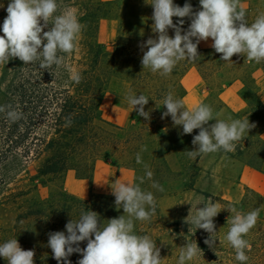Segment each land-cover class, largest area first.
<instances>
[{
    "label": "trees",
    "instance_id": "trees-1",
    "mask_svg": "<svg viewBox=\"0 0 264 264\" xmlns=\"http://www.w3.org/2000/svg\"><path fill=\"white\" fill-rule=\"evenodd\" d=\"M88 1L87 12L79 18V22L86 25L89 31L88 40L84 43L86 58L77 70L81 80L75 83L71 77L66 78L61 85L60 96L39 97L41 89H33V118L39 115L40 118L45 117L48 121L44 124L45 130H41L44 133L42 139L33 143V148L29 146L22 148L24 150L21 154L27 156L28 153L33 152V160H39L36 168L37 177L62 176L65 172L72 171L75 178L90 179L95 161L101 160L112 166L115 164L117 167L132 170L133 184H140L139 178L145 176L144 164H147L153 172V177L151 180L145 177L140 187L143 191H151L157 199L160 196L159 189L153 188L152 184L155 182L161 186L166 181L176 179L167 164V157L171 152L179 151L182 155L192 150V139L199 132V129H195L192 134H184L182 126L174 125L171 116L161 118L166 111L163 100L168 92L171 91L174 98L184 100L185 90L180 82L184 71L193 66L203 81L214 74H219L218 76L222 78L217 86L214 104L212 106L210 104L214 115L221 109H227L219 94L233 84L238 85L237 94L247 107L254 111L256 108L264 107L253 90L252 70L259 68L264 75V61L260 63L249 61L246 55L240 54L234 55L231 58L232 62L222 61L220 59L222 54L216 53L211 45L207 49H202L198 45L199 56L195 61H180L171 74L161 76L159 72L153 73L150 69H143L141 64L143 52L147 49L142 50L140 45L149 38L158 37V34L152 31L154 24L151 18L152 0L122 3L120 0ZM241 4L246 10V20L249 25L264 12V0H241ZM113 5L116 7L114 10ZM196 5L195 7L192 4L193 10H200L199 2ZM105 18L117 21L120 26L129 25L133 28L131 36L117 33L110 52H104L102 45L96 40L98 23ZM178 19L180 18L173 17L174 24ZM183 19L185 23L181 27L186 31L191 21L188 17ZM168 34L174 37V29L170 28ZM40 69L42 68L39 66L36 68L37 74L34 77L39 82L35 81V83H40L45 74L43 71H48L43 69L41 72ZM50 71L53 75L50 72L47 82L56 83L58 69L53 66ZM110 76L128 82L127 97L143 94L149 98L144 110L150 113V119L146 120L139 116L135 109L127 127L112 124L101 117V99L107 78ZM202 103L205 101L203 100ZM38 108L40 114L35 112ZM21 114V119L12 120L10 125L5 127L0 113V163L9 155L16 154L15 149L18 148L17 142H19L17 139L23 140L30 134L20 126L21 121L27 116L23 112ZM211 122L212 120L209 121V125ZM262 129L264 124L260 127V130ZM144 147L147 150L141 152ZM138 152L141 154L142 164L136 163ZM196 172L197 168H191L187 172L189 182L184 186V190L192 189V179L196 176ZM228 204L245 214L259 209L255 227L244 237L251 244V250H245L249 259L243 264H264V195L245 187L238 203L228 202ZM89 210L99 214L102 226L107 225L108 220L124 214L122 208H116L113 194L94 193L88 198L81 199L60 189L45 198L33 200L26 212L16 215V220L41 217V222L47 227L45 231L47 239L43 242L48 244V234L57 231L58 216L62 217V222L66 225L71 219L78 221L81 213ZM124 215L127 218V214ZM230 220L231 218L214 222L216 231L213 234L214 248L204 243L205 239L210 238V234L205 230L196 229L191 223L183 225L182 231L186 242H183L181 247L186 243L196 242L202 250V253L189 264H241L235 259V250L224 239L230 228ZM147 225L150 226V222H147ZM171 226L170 233L176 236L177 240L180 232L175 227L176 223ZM64 232L66 233V228ZM86 244L87 241L81 242L80 247L84 248ZM81 258V255L78 256L76 253L68 257L71 264H78ZM36 263L58 264L53 258L52 251L44 256H36L34 264ZM170 264H178V257Z\"/></svg>",
    "mask_w": 264,
    "mask_h": 264
},
{
    "label": "clouds",
    "instance_id": "clouds-1",
    "mask_svg": "<svg viewBox=\"0 0 264 264\" xmlns=\"http://www.w3.org/2000/svg\"><path fill=\"white\" fill-rule=\"evenodd\" d=\"M150 4L153 7L152 31L158 37L149 38L140 45L142 50L147 49L141 60L143 69L167 76L178 62L195 61L199 56L198 45L209 38L213 41L211 47L215 52L222 54V61L232 62L231 58L237 54L246 55L249 61L256 63L264 61V12L249 25L241 0H199L198 11H194L188 2L182 7L174 4L173 0H152ZM59 8L57 0H10L2 25L3 35H0V64L18 58L24 64L39 62L40 68L51 73L53 66L56 69L67 67L66 55L76 50L83 25L71 8H65L55 15ZM173 17L180 19L174 24ZM185 17L191 21L186 31L181 27ZM50 23L53 26L45 31ZM170 28L174 29V37L168 34ZM68 71L71 80L79 83L81 75L71 68ZM127 99L139 116L150 119V113L144 110L149 102L148 97L143 94L129 95ZM163 105L166 111L161 118L171 116L174 125L182 126L184 134H192L193 130L199 129L192 139L195 150L186 153L193 159L220 150L235 151L236 142L255 127V124L249 123L248 117L244 120L218 119L219 114L214 115L212 107L205 103L187 109L185 101L174 98L171 91L165 96ZM3 112L13 121L22 118V114L12 109L11 105H0V113ZM211 120L216 122L209 125ZM146 150L144 147L141 152ZM136 163H143L140 152L136 154ZM144 169L145 176L139 178L140 184L144 183L145 177L149 180L153 177L147 164H144ZM140 184L116 182L112 187L115 206L122 208L127 218L123 214L102 226L99 214L89 210L82 212L78 221L71 219L66 223L67 234L64 231L50 232L48 247L58 264H71L68 257L73 253H79L82 257L78 264H161L160 249L156 243L148 235L134 233V220L148 221L156 212L153 193L143 191ZM152 187L163 191L158 183L154 182ZM202 204L203 207L197 208L196 214L186 222L209 233L210 238L205 239L204 243L214 248L213 234L216 231L213 218L221 209L210 199ZM227 209L234 215L224 239L235 250V259L243 264L249 259L245 250H251V244L244 237L255 227L259 209L246 214L234 206ZM84 241H87L86 247L81 248L80 243ZM200 253L202 250L196 242L186 243L181 247L178 264L193 261ZM34 256V250H22L16 238L0 244V257L7 264H34Z\"/></svg>",
    "mask_w": 264,
    "mask_h": 264
},
{
    "label": "rangeland",
    "instance_id": "rangeland-1",
    "mask_svg": "<svg viewBox=\"0 0 264 264\" xmlns=\"http://www.w3.org/2000/svg\"><path fill=\"white\" fill-rule=\"evenodd\" d=\"M131 1L138 0H120L121 3ZM9 2L10 0H0V5H3V7H0V35H3L2 25L7 16L6 8ZM88 2V0H57L60 8L55 15H59L65 8H71L79 20L80 16L87 12ZM186 2L196 7L199 0H173L174 4L181 7ZM112 8L114 10L115 5ZM107 21L113 20L105 18L99 21L96 36V40L102 45L104 52L112 50L116 37V35L110 37L109 32L103 27V24ZM117 25H119L118 22ZM52 26L50 23L48 28L44 30L47 31ZM88 35L89 31L86 25H83L77 39L76 50L66 55L67 67L58 69L59 73L56 75L58 81L53 84L47 82L50 78V72L43 71V69H40L41 72H45L43 80L40 83H35V81H38L34 77L37 74L35 72L39 66L38 62L24 64L18 58H13L7 64H0V105H11L12 109L20 113L23 112L25 116L27 115L21 121L20 126L30 132L25 139H17L19 142H17L18 148L15 149L16 154L9 155L5 161L0 163V244L16 238L22 250H34V260L36 256H44L52 251L48 244L43 242L47 239L45 235L47 227L41 222L42 218L39 216L33 219L16 220V215L26 212L33 200H40L63 189L65 175L67 173L73 174V172L67 171L62 176L37 177L36 168L39 160H33V152L28 153L27 156L21 154L24 150L22 148L26 146L33 148V143L42 139L41 136L44 133L41 130H45L44 124L48 121L45 117L40 118L39 115L33 118V89H41L38 94L39 97L60 96L62 92L61 85L66 81V78H70L68 68L77 72L81 67L80 63L86 58L84 43L88 40ZM218 75L214 74L203 81L195 67L190 66L184 71L180 77V82L185 90L184 101L187 109L195 107L203 100L205 104H211V106L214 104L217 86L222 79ZM114 90L128 92V83L119 77L110 76L107 78L103 95L107 92H114ZM258 97L264 107V92ZM125 108L123 106L121 109L126 111ZM39 110L38 108L35 112L40 114ZM249 110L253 117L251 124H255V127L242 140L236 142L235 151L225 152L220 150L198 155L194 159L187 154L180 155L177 151L175 153L171 152L170 156L167 157V164L174 172L172 176L176 179L162 183L161 187L163 188L164 184L177 182L179 188L173 190L169 187L168 190L158 191L160 196L156 199V213L151 216L150 221L134 220V233L141 236L148 235L160 249L161 264H170L176 260V257L179 261L177 255L180 254L182 243L186 242L182 227L184 224H190L186 222V219L190 221L191 217L196 214L197 208L203 207L202 203H207L210 199L221 209L218 215L213 218L214 222L220 219L229 220L234 215L227 209L232 207L228 202L238 203L239 200L227 199V190L233 187V184L239 182L241 172L246 166L253 169L260 168L264 152V147L258 140L260 127L264 124V108H256L254 111ZM132 113L133 108L131 107L127 122L123 125L118 124V126L127 127ZM41 114L45 115L44 113ZM218 114L217 118L221 120L233 119V115L238 116V113L231 111L229 107L221 109ZM101 117L103 118V114H101ZM2 121L6 127L10 125L12 120L7 117L6 112H3ZM215 122V120H212L210 125ZM33 130H35V133H33ZM195 147L193 145L192 150H195ZM113 168L120 167L114 164ZM191 168H197V174L192 179L193 185L196 184V187L192 186V191L184 193L183 188L189 182L187 172ZM88 189L86 197L81 199L88 198L90 194L94 193H106L95 191L90 187ZM262 195L264 194L262 193ZM57 221L59 222L57 231H64L65 224L62 222V217L58 216ZM147 222H150V226L147 225ZM173 223H176L175 227L180 232L177 240L176 236L170 233ZM76 254L80 256L79 253ZM190 262L187 261L186 264ZM0 264H7V261L0 257Z\"/></svg>",
    "mask_w": 264,
    "mask_h": 264
},
{
    "label": "crops",
    "instance_id": "crops-1",
    "mask_svg": "<svg viewBox=\"0 0 264 264\" xmlns=\"http://www.w3.org/2000/svg\"><path fill=\"white\" fill-rule=\"evenodd\" d=\"M103 27L109 32L110 37H114L118 32H121L124 36H131L133 34V28L131 26H120L117 25L115 21H107L103 24ZM210 45L211 38H209L206 42L201 41L199 44L202 49H207ZM252 77L253 90L255 94L259 96L264 92V75L259 68H254L252 70ZM122 80L128 83L126 80ZM235 85L236 84H233L224 89L219 94V97L231 111L238 113V116L233 115V120H244L248 117L249 123L251 124L253 122L251 112L245 102L237 94L238 86ZM126 96V91L118 92L115 90L114 92H107L103 95L101 100V114H103L105 121L113 124L115 123V125H123L127 122L131 106L129 105ZM123 106L126 107V111L121 109ZM247 133L248 132H246L244 136L247 135ZM258 139L264 145V129L259 131ZM116 182L133 184L132 170L123 167L113 168V166L101 160H96L93 165V171L90 179H78L75 178L73 174L67 173L65 175L63 189L78 198H84L87 195L89 187L95 191L112 194V187L115 186ZM195 185L196 184H194L193 187H196ZM169 187L175 190L179 188V184L174 182L172 184L163 185V189L168 190ZM245 187L254 189L259 193L264 194V152L260 168L253 169L246 166L241 172L239 182L233 184V187H230L229 190H227L226 198L233 201L239 200ZM188 191H192V189L184 190V193Z\"/></svg>",
    "mask_w": 264,
    "mask_h": 264
}]
</instances>
